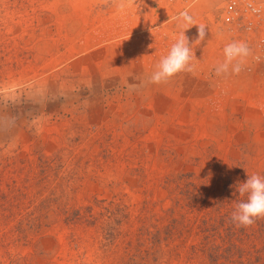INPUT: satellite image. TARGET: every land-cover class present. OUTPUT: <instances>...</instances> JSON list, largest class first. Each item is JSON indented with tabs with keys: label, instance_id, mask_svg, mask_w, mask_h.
Wrapping results in <instances>:
<instances>
[{
	"label": "rangeland",
	"instance_id": "rangeland-1",
	"mask_svg": "<svg viewBox=\"0 0 264 264\" xmlns=\"http://www.w3.org/2000/svg\"><path fill=\"white\" fill-rule=\"evenodd\" d=\"M223 3L0 0V264H264V219L231 221L233 186L264 177V106L212 68L262 48ZM185 10L195 71L129 90Z\"/></svg>",
	"mask_w": 264,
	"mask_h": 264
},
{
	"label": "clouds",
	"instance_id": "clouds-1",
	"mask_svg": "<svg viewBox=\"0 0 264 264\" xmlns=\"http://www.w3.org/2000/svg\"><path fill=\"white\" fill-rule=\"evenodd\" d=\"M135 0H119V7H131ZM177 28L179 29L175 42L166 56H163L156 65V70L151 74L147 81H141L139 85L129 84V90H136L147 84H166L173 77L180 73H193L195 66L192 64L193 46L201 44L207 35L206 27L197 24L187 10L179 13L175 17ZM193 26H198V35L195 44L190 46L186 31ZM224 60L215 66L216 76H227L229 74L239 75L247 59L252 56L251 49L243 41H233L225 45L223 49ZM259 61V57H254ZM248 175V173H247ZM240 197H246L235 205V210L231 213V221L242 228H250L257 220L264 219V177L259 174L248 175L245 182L237 181L233 186ZM210 210V209H209Z\"/></svg>",
	"mask_w": 264,
	"mask_h": 264
},
{
	"label": "built area",
	"instance_id": "built-area-1",
	"mask_svg": "<svg viewBox=\"0 0 264 264\" xmlns=\"http://www.w3.org/2000/svg\"><path fill=\"white\" fill-rule=\"evenodd\" d=\"M176 1L190 6L198 0ZM220 13L225 25L258 35L260 47L264 50V0H224Z\"/></svg>",
	"mask_w": 264,
	"mask_h": 264
},
{
	"label": "crops",
	"instance_id": "crops-1",
	"mask_svg": "<svg viewBox=\"0 0 264 264\" xmlns=\"http://www.w3.org/2000/svg\"><path fill=\"white\" fill-rule=\"evenodd\" d=\"M192 14V17L195 18V13H190V15ZM214 27H209V30L213 31ZM210 31V32H211ZM215 32L217 35L219 36H224L227 34V31L223 28V27H219V29H215ZM219 32V33H218ZM221 33V35H220ZM209 43L213 44L214 46H216V42H212V41H209ZM223 46V49L225 47L224 43L222 44ZM256 48V47H254ZM223 49L221 50V57L217 58V56H215L212 61H213V64H217L218 62H223L224 60V54H223ZM252 52V56H250L248 59H247V62L246 63H249V61L251 60H256L254 59V57H259V61L262 62V64L260 65V69H255V70H249V68H246V63L245 65L243 66V70L241 71V73L239 75H235V74H231L230 77H231V80H232V85L233 88L235 87V92H239V88H240V93H244L246 92L247 90H244V87L242 86H239V82L242 81L243 78H246V82H245V88H247L248 90H250L252 93H257L255 95H257V99L256 96L252 98L253 101H257L259 102L260 104H262L264 106V53H263V50L260 52V50H255V49H252L251 50ZM216 66V65H215ZM215 66H213L212 68H215ZM244 73V76H242L241 74ZM251 73L250 76H248L249 74ZM214 76H216L214 74ZM248 76V77H247ZM248 91V92H250Z\"/></svg>",
	"mask_w": 264,
	"mask_h": 264
}]
</instances>
